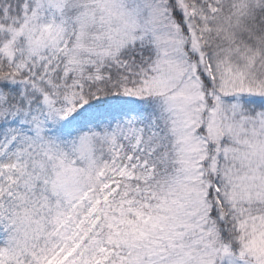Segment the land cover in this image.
I'll return each instance as SVG.
<instances>
[{
	"label": "snow or ice",
	"instance_id": "1",
	"mask_svg": "<svg viewBox=\"0 0 264 264\" xmlns=\"http://www.w3.org/2000/svg\"><path fill=\"white\" fill-rule=\"evenodd\" d=\"M0 264H264V0H0Z\"/></svg>",
	"mask_w": 264,
	"mask_h": 264
}]
</instances>
